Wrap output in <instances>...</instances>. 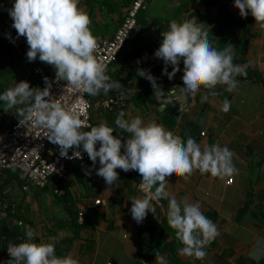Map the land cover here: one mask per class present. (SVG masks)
I'll return each instance as SVG.
<instances>
[{
  "label": "crops",
  "instance_id": "obj_1",
  "mask_svg": "<svg viewBox=\"0 0 264 264\" xmlns=\"http://www.w3.org/2000/svg\"><path fill=\"white\" fill-rule=\"evenodd\" d=\"M9 1L0 0V93L21 80L28 81L30 87L40 88L39 76L33 71L35 64L42 65L48 73L55 70L38 57L30 62L25 43L9 38L14 29L7 10ZM131 1L79 0L78 6L90 17L92 35L102 39L113 35ZM137 15L135 34L140 33L148 39L161 36L158 27L167 31L172 20L183 22L195 16L202 20L209 16L212 20L200 23L208 37L219 39L214 47L223 50L232 44L233 63L243 67L246 73L236 77L238 85L232 92L223 85L216 86V95H211L213 90L203 86L195 96L181 91L179 95L186 94L187 103L174 113L172 102L162 109L159 106L165 91L183 85V60L180 71L173 79L168 78L160 94L155 91L140 93L145 78L137 75L138 66L134 70L129 67L131 47L126 45L123 49L126 52L120 53L106 69L111 81H118L121 87L108 93L101 91L96 96L89 95L92 126L105 122L114 129L113 135L121 138L122 144L130 134L115 125L121 111L125 112L126 120L139 116L145 124L155 122L181 138L191 136L202 151L206 145L219 144L227 146L233 153L232 163L237 172L230 176L231 182H226L228 176L221 179L210 173L201 174L199 170H194L187 178L177 175L167 178L166 190L181 206L185 200L199 202L202 213L217 226L219 235L205 247L206 257L198 260L178 254L183 245L167 223V200L152 202L155 215L149 211L143 222L137 223L132 218L129 198L144 195L139 188L142 177L138 171L124 172L118 168L119 179L113 185H107L96 174L99 161L93 168L89 158L70 162L65 178L52 175L43 187H31L18 169H0V199L7 200V207L13 210L11 214L7 207L2 208L0 221L18 223L21 242L27 237L19 222L35 230L33 240L37 244L47 243L50 237H55L56 255H70L78 260V264H104L107 261L111 264H157V252L164 256L167 264H263L264 29L255 23L250 13L242 18L234 0H145V6ZM148 64L139 67L148 71L153 67L147 68ZM168 68L170 72L172 65ZM120 90L125 93L124 103L103 109L101 99ZM206 95L208 99L202 100ZM225 100L230 102V110L226 113L222 111ZM4 107L0 101V128L19 118L15 108L5 111ZM164 108L171 109L176 115L175 125L169 128L159 115ZM96 147L99 148V142ZM85 169H91V174H86ZM95 199L100 202L95 203ZM80 210L81 220L77 218ZM254 250L258 259L250 255ZM3 253L0 245V264H8Z\"/></svg>",
  "mask_w": 264,
  "mask_h": 264
},
{
  "label": "clouds",
  "instance_id": "obj_2",
  "mask_svg": "<svg viewBox=\"0 0 264 264\" xmlns=\"http://www.w3.org/2000/svg\"><path fill=\"white\" fill-rule=\"evenodd\" d=\"M78 4L79 0H14L8 12L17 36L26 37L29 45L26 55L30 62L38 57L41 62L54 66L58 81H66L71 87L92 96L101 91L117 90L121 84L111 81L105 65L97 62L94 56L97 40L89 28L91 20ZM234 6L242 18L250 13L255 23L264 29V0H234ZM161 37L154 55L164 61L163 73L169 80L180 71V61L183 60V87L180 90L186 94L195 96L203 86L213 90L211 95H216L214 89L217 85L226 86V90L232 92L238 85L236 77L246 74L243 67L233 63L235 51L232 44L223 50L214 48L207 31L196 22V18L170 21L169 29L162 31ZM169 65H172L170 72ZM137 75L149 80L153 91L160 94L162 87L150 71L138 69ZM48 96V87L33 88L28 81L21 80L0 93V101L4 103L5 111L16 109L21 124L30 121L34 126L46 129L48 140L59 147L62 157H67L69 149L74 148L72 158L82 159L81 151H78L82 146L93 168L99 161L96 174L107 185H113L119 179L118 168L124 172L138 171L142 177L139 188L144 195L129 198L132 218L137 223L143 222L149 211L155 215L152 202L167 200V223L183 245L178 254L203 260L205 247L219 235L217 226L202 213L199 202L185 200L181 206L166 190L167 178L173 175L187 178L194 170L221 179L232 176L237 169L229 148L214 144L206 145L202 151L191 136L185 142L155 122L145 124L139 116L126 120L123 111L117 115L115 125L130 137L122 144L121 138L113 135L114 129L105 122L90 126L74 112L46 100ZM207 99V95L202 97V100ZM229 110L230 102L225 100L222 111ZM85 172L90 175L91 169H85ZM19 223L25 228L27 239L18 244L9 243L8 264H78V260L70 255H56L55 237H50L47 243L37 244L33 240L35 230ZM250 255L253 259L259 258L255 250ZM155 258L157 264H167L160 253L157 252Z\"/></svg>",
  "mask_w": 264,
  "mask_h": 264
},
{
  "label": "built area",
  "instance_id": "obj_3",
  "mask_svg": "<svg viewBox=\"0 0 264 264\" xmlns=\"http://www.w3.org/2000/svg\"><path fill=\"white\" fill-rule=\"evenodd\" d=\"M144 6L145 0H132L113 35L96 39L97 48L94 51V56L97 62L104 64L107 68L117 60L119 51L125 47L127 40L134 36L138 28V10ZM10 37L14 42H24V49L26 52L28 51L29 45L26 42V37H18L15 29L10 32ZM154 53L155 50H143L134 58L135 64L145 66L150 62H155L157 57ZM33 71L39 76L40 89L49 88V96L45 97L46 100L49 99V102L60 104L65 110L74 112L82 121L92 126L89 112L91 104L86 97L87 93L71 87L66 81H58L56 69L52 73H48L42 65L35 64ZM124 99L125 93L120 90L102 98L100 105L103 109H111L122 105ZM19 119L0 128V169L16 168L27 183L29 181L33 186L43 187L51 175H55L59 179L65 178L70 162L86 161L89 158L82 146L78 150L81 151L82 159L72 158L74 148L69 149L67 157H62L59 147L48 140L46 129L34 126L30 121L27 124H21ZM201 134L204 132L201 131ZM231 181L232 177L228 176L226 182ZM94 202L99 203L100 199H95ZM7 205L5 199H0V208H6ZM82 216L80 210L78 212L79 220L82 219ZM104 264H111V261Z\"/></svg>",
  "mask_w": 264,
  "mask_h": 264
},
{
  "label": "trees",
  "instance_id": "obj_4",
  "mask_svg": "<svg viewBox=\"0 0 264 264\" xmlns=\"http://www.w3.org/2000/svg\"><path fill=\"white\" fill-rule=\"evenodd\" d=\"M14 4V0H10L9 1V4L7 5V10L9 8H11ZM138 16V15H137ZM194 18H196V22L198 24H201L200 22H202V20L205 22V21H210L212 20L209 16H204V18L202 20H200V18L198 16H195ZM157 26H155V28H157ZM159 31L162 32V31H165L164 28L162 27H158ZM161 35V33H160ZM211 45L214 47L216 45V41L219 40V39H215L213 37H208ZM161 40H162V37L157 35L156 37L154 38H151V39H148V38H144L140 35V33H136L134 34V36L132 38H130L129 40H127L125 46L129 45L131 47V50L128 52L129 53V57L130 60H132L131 62H129V67L132 68L134 70V67H137L138 65L135 64V61H134V58L139 55L143 50H149V51H154L156 50L159 46H160V43H161ZM215 48V47H214ZM124 48H122L120 51H119V54L120 53H124L126 52L125 50H123ZM119 57V56H118ZM133 58V59H132ZM118 59V58H117ZM112 64V63H111ZM109 67V66H108ZM107 67V68H108ZM165 65H164V61L159 63V64H156L155 66H153L150 70L151 74L156 78V82L157 84H159L161 87H163L164 85L167 84L168 82V77L166 74L163 73V69H164ZM106 68V69H107ZM138 69H142V67H137ZM137 70V69H136ZM168 71H169V68H168ZM152 91H153V88H152V85L150 84L149 80H147L146 78L144 79V83L141 85V91H139L140 93H150L152 94ZM86 97L88 98L89 100V94H86ZM159 115H160V118L162 119V121L164 122L165 126L167 128L171 127V126H174L175 125V118H176V115L172 112L171 109L169 108H164L163 110H161L159 112ZM187 136H183L182 139L184 141L187 140ZM10 168H8L7 170H9ZM52 176V175H51ZM50 176V177H51ZM55 176V175H53ZM50 177H49V180H50ZM56 177V176H55ZM59 179V178H58ZM46 185V184H45ZM3 196V195H2ZM3 198V197H1ZM4 199V198H3ZM7 201V200H6ZM9 205V204H8ZM2 209V208H0ZM6 210H8L9 213L13 214V210L10 208V207H7ZM78 218V216H77ZM19 224L18 223H9L7 221H0V245L2 246V250H3V256L6 258V259H10V256L8 254V251H7V248H8V245L10 243L9 241V238L10 237H16L19 241H20V232H19ZM22 235V234H21ZM24 235V233H23ZM22 239V238H21ZM11 243H16L18 244L19 242H11ZM264 264V263H263Z\"/></svg>",
  "mask_w": 264,
  "mask_h": 264
},
{
  "label": "water",
  "instance_id": "obj_5",
  "mask_svg": "<svg viewBox=\"0 0 264 264\" xmlns=\"http://www.w3.org/2000/svg\"><path fill=\"white\" fill-rule=\"evenodd\" d=\"M163 62L161 58H156L155 62H150L147 66V68H150L156 64H159ZM183 87V85H179L174 87L172 90L165 91V95H163V103L161 106H159V109H162L165 105L169 104L170 102L175 104V109L173 110L174 113H178L180 110H182L187 103V96L186 94L179 95L181 90L180 88ZM10 242H21L16 237H10Z\"/></svg>",
  "mask_w": 264,
  "mask_h": 264
},
{
  "label": "rangeland",
  "instance_id": "obj_6",
  "mask_svg": "<svg viewBox=\"0 0 264 264\" xmlns=\"http://www.w3.org/2000/svg\"><path fill=\"white\" fill-rule=\"evenodd\" d=\"M4 120H6L7 118H3ZM12 170H17V169H15V168H13ZM28 183H29V185H31V187H33V185L28 181ZM0 211H1V209H0Z\"/></svg>",
  "mask_w": 264,
  "mask_h": 264
}]
</instances>
